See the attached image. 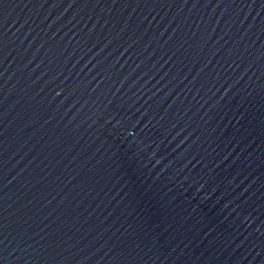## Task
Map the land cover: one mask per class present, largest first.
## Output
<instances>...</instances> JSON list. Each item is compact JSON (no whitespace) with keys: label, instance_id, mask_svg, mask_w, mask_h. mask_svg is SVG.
I'll use <instances>...</instances> for the list:
<instances>
[{"label":"water","instance_id":"obj_1","mask_svg":"<svg viewBox=\"0 0 264 264\" xmlns=\"http://www.w3.org/2000/svg\"><path fill=\"white\" fill-rule=\"evenodd\" d=\"M0 264H264V0H0Z\"/></svg>","mask_w":264,"mask_h":264}]
</instances>
